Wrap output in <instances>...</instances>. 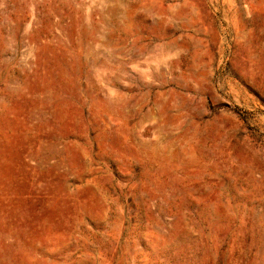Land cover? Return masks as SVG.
<instances>
[{"label":"rangeland","instance_id":"obj_1","mask_svg":"<svg viewBox=\"0 0 264 264\" xmlns=\"http://www.w3.org/2000/svg\"><path fill=\"white\" fill-rule=\"evenodd\" d=\"M0 264H264V0H0Z\"/></svg>","mask_w":264,"mask_h":264}]
</instances>
